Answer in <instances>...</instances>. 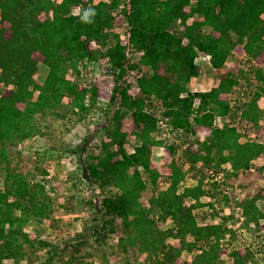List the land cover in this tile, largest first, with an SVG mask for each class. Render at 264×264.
Instances as JSON below:
<instances>
[{
  "label": "trees",
  "instance_id": "1",
  "mask_svg": "<svg viewBox=\"0 0 264 264\" xmlns=\"http://www.w3.org/2000/svg\"><path fill=\"white\" fill-rule=\"evenodd\" d=\"M88 8L96 11L91 23L81 20ZM118 16L127 25L125 43L116 31ZM0 21L9 23L11 32L7 36L0 30L3 160L7 143L38 135L52 145L55 137L47 132L55 129L46 132L42 125L49 116L67 121L68 113L61 108L65 99L81 113L101 110L102 79L88 81L83 70L86 63L99 65L103 59L107 75L113 76L105 107L111 116L105 131L110 142L91 149L94 159L87 171L104 196L102 220L110 219L113 226L122 219L109 232H127L126 246L145 254L151 264H224L225 251L228 264L258 262L263 242L253 237L262 235L264 189L251 191L248 179L258 160L263 161L258 172L264 179V142L249 139L264 127V61L258 64L264 55V0H0ZM92 43L100 49H91ZM238 47L245 60L235 74L226 66ZM36 53L49 70L42 85L34 79ZM201 55L210 58L220 81L209 91L192 92L187 86L200 77L196 60ZM72 72L75 80L69 78ZM229 116L237 125L214 128L216 118ZM128 119L135 123L132 132L123 130ZM198 127L212 128L210 137L185 149V163L172 159L162 188L163 173L153 168L155 149L168 147L175 157L181 144L171 135H197ZM6 169L0 189V264H32L50 246L40 236L31 239L24 228L43 223L51 201L42 185ZM195 170L223 173L226 182H206L204 174L198 185L182 188L189 177L198 176ZM226 188L229 195L223 193ZM237 209L244 217L240 228ZM163 221L169 222L165 228L159 225ZM171 240L179 241V247ZM47 253L42 264H50L57 251ZM185 253L193 255L190 263L179 261Z\"/></svg>",
  "mask_w": 264,
  "mask_h": 264
},
{
  "label": "rangeland",
  "instance_id": "2",
  "mask_svg": "<svg viewBox=\"0 0 264 264\" xmlns=\"http://www.w3.org/2000/svg\"><path fill=\"white\" fill-rule=\"evenodd\" d=\"M58 3L62 0H56ZM84 3L88 0H82ZM98 2L100 0H93ZM189 12V8L186 9ZM46 15H41L40 19L44 20ZM194 18L191 20V22ZM5 29L7 36L11 34L10 24L2 23L0 21V30ZM127 25L124 17L118 16L116 20V31L121 36L122 43H125V33ZM91 49L98 50L100 47L92 43ZM234 57L227 63V70L238 74L240 62L245 60V55L241 47H238L234 52ZM35 58L38 60V70L34 79L39 84H44L48 75V68L43 63L41 54L36 53ZM264 55L258 60V64H262ZM200 68V77L194 78L187 86L188 90L192 92L209 91L217 87L220 81L219 71L212 67L210 58L201 55L196 60ZM107 62L101 60L99 65L87 64L83 73L86 74V79L90 81L95 77L102 79V92L100 93V111L97 109L90 110L88 113H81L79 110H74L68 99H65L61 104V108L68 113V119L65 123L58 121L53 116L47 117L43 123L44 131L49 128H54L55 132L49 130V135H54L55 142L52 145L40 138L38 135L30 138L26 142L14 141L6 144L7 160H3L0 152V189L4 188V178L7 173L6 167L9 166L11 170L17 173L24 174L31 178L34 184H40L45 188L48 199L51 201V213L43 221V223H33L29 227L24 228V233L29 234L31 239L41 237V241L46 242L50 246V251L56 249L52 262L50 264H151L148 262L147 256H139L135 251L126 246L128 240L127 232L111 233L109 229L114 225L121 226L122 219H117L112 224L105 223L102 219L104 216V209L101 200L104 196L100 194L99 185L93 183L89 179L87 165L94 159L92 156L96 147L104 143L110 142L105 136L106 128L110 125L111 116L107 113L106 99L113 89L110 78L113 76L107 75ZM92 65V66H91ZM82 67V65H80ZM71 80H75L77 75L72 72L69 76ZM82 83V82H81ZM9 89L5 94H9ZM133 93H138L137 89L132 90ZM238 93V90L236 91ZM226 97V96H225ZM227 98V97H226ZM263 108L264 100L260 102ZM58 108L57 105L52 106ZM154 110V108L152 109ZM153 112V111H151ZM214 128H226L229 125H237L233 116L227 118H218L215 120ZM123 130L132 132L135 129V123L132 119L123 122ZM212 128L198 127L197 135H189L185 132L171 135L174 142L181 144V149L178 150L176 156L170 152L168 147H161L155 149L153 168L162 171L164 180V188L169 179V166L172 159H176L179 163H185V149L189 148L196 140L206 141L210 137ZM254 137L249 136V139H259L264 141V127L255 132ZM170 138V139H171ZM179 138L183 141L180 143ZM51 141V139H49ZM170 140H167V145ZM55 143L58 145L55 146ZM103 143V144H104ZM196 145V144H195ZM81 148V150H78ZM125 148L132 153L134 148L126 145ZM197 146L193 147V150ZM2 150V146H0ZM181 158V159H180ZM184 159V160H183ZM180 160V161H179ZM263 161L258 160L253 164V172L248 180L251 181V191H256L258 188L264 189V179L259 168ZM202 164H200V167ZM188 167V164L186 165ZM197 172V170H195ZM198 174V172L196 173ZM199 177H189L183 187H194L199 183ZM197 180V181H196ZM206 181V179H205ZM208 182V181H206ZM92 202L90 205L89 202ZM203 201H209L203 199ZM144 207H147V202H143ZM156 218V215H153ZM159 221V218H157ZM169 222L163 221L159 225L166 227ZM105 224V228L102 229ZM264 228V226H263ZM100 231H99V230ZM106 229V230H105ZM99 231V233H97ZM252 234V233H251ZM250 234V235H251ZM82 235V237H81ZM255 242L261 241L264 251V238L262 236L253 237ZM174 246L179 247L180 243L177 240H171ZM126 246V247H125ZM258 251V244L255 246ZM47 249V250H48ZM125 251H121V250ZM47 250L38 252V259L32 264H42V261L48 258ZM259 250V260L264 264V253ZM224 264H228L227 251L224 252ZM193 255L185 253L180 262L192 261ZM3 264H16L14 260H6ZM20 264H31L26 261Z\"/></svg>",
  "mask_w": 264,
  "mask_h": 264
},
{
  "label": "built area",
  "instance_id": "3",
  "mask_svg": "<svg viewBox=\"0 0 264 264\" xmlns=\"http://www.w3.org/2000/svg\"><path fill=\"white\" fill-rule=\"evenodd\" d=\"M159 125L162 127H165L164 122H160ZM204 174H207L206 175L207 177L205 179L208 182L216 183L217 185H222L226 182V177L223 173H216L214 170H210L208 172L198 173V177L201 178L204 176ZM223 193L225 195H229V193H231V189L230 188L223 189ZM231 214H232V210L230 208L226 209L225 215L229 216ZM235 214H236V216L240 217V222L237 224L236 228H240L241 223L244 221V217L242 216L239 209L236 210ZM229 227H232V225L229 224Z\"/></svg>",
  "mask_w": 264,
  "mask_h": 264
},
{
  "label": "clouds",
  "instance_id": "4",
  "mask_svg": "<svg viewBox=\"0 0 264 264\" xmlns=\"http://www.w3.org/2000/svg\"><path fill=\"white\" fill-rule=\"evenodd\" d=\"M95 15H96V11L94 8L85 9L82 16H81V20H82V22L91 23L92 19L95 17ZM216 119H218V118H216Z\"/></svg>",
  "mask_w": 264,
  "mask_h": 264
},
{
  "label": "crops",
  "instance_id": "5",
  "mask_svg": "<svg viewBox=\"0 0 264 264\" xmlns=\"http://www.w3.org/2000/svg\"><path fill=\"white\" fill-rule=\"evenodd\" d=\"M252 135V137H254L255 135H256V133H253V134H251ZM262 142H264V141H262ZM255 162H257V161H255ZM254 162V163H255ZM253 172H255V170L252 168L251 169V173H253ZM264 226V225H263ZM261 233H262V237L264 236V228H262V230H261ZM264 253V252H263ZM251 264H263L260 260H259V254H258V262L257 263H251Z\"/></svg>",
  "mask_w": 264,
  "mask_h": 264
}]
</instances>
